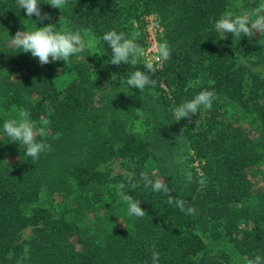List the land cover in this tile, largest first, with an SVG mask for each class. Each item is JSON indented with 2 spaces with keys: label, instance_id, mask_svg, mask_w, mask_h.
Instances as JSON below:
<instances>
[{
  "label": "trees",
  "instance_id": "16d2710c",
  "mask_svg": "<svg viewBox=\"0 0 264 264\" xmlns=\"http://www.w3.org/2000/svg\"><path fill=\"white\" fill-rule=\"evenodd\" d=\"M248 1L68 0L60 10L39 0L51 19L31 17L36 27L90 30L96 53L41 66L10 44L34 22L17 0H0V264H152L153 251L159 264L264 259V76L250 68L264 64V47L254 35L226 34L225 43L214 29L226 11L261 2ZM147 14L171 55L140 92L126 81L136 69L147 72L143 63H107L102 37L138 33L139 44ZM202 90L214 92L211 108L177 121L174 109ZM20 110L38 127L50 121L36 139L51 149L36 160L3 131ZM115 158L131 164L130 175H110ZM142 172L196 214L145 187ZM129 195L141 201L143 218L128 214Z\"/></svg>",
  "mask_w": 264,
  "mask_h": 264
},
{
  "label": "clouds",
  "instance_id": "9594fccd",
  "mask_svg": "<svg viewBox=\"0 0 264 264\" xmlns=\"http://www.w3.org/2000/svg\"><path fill=\"white\" fill-rule=\"evenodd\" d=\"M68 3V0H50L49 3L53 8L62 9ZM17 4L24 9L28 20L34 22V30H18L11 37V46L21 49L24 53H31V56L38 58L41 66L55 62L64 61L66 64L74 55L80 54L85 50L95 47L94 39L89 35L90 30H68L57 29L54 23L46 24L43 27H36L35 21L31 17L35 16L39 20L51 19L47 13L41 12L39 0H17ZM214 29L226 39V34L233 37L241 38L242 36L253 37L255 33L264 36V0L249 11H241L234 13L226 11L219 19L214 22ZM87 37V39H86ZM138 33H132L131 36L111 30L106 32L102 39L111 49V58L107 63L119 66L121 64H131L136 66L138 59L144 55V50L137 43ZM154 49L157 53L155 59L162 65L163 62L170 58L171 50L167 42L155 44ZM147 72L136 69L127 79V86H132L143 92L146 87L154 86L155 81L148 73L155 74L156 65L152 61H146L144 64ZM115 74H113L114 76ZM112 76V78H113ZM215 94L213 91L202 90L193 99L180 104L174 109V117L177 121L182 118H191L195 114H199L200 110L210 109ZM50 123L47 119L41 121L38 127L36 122L30 118L27 110H20L15 118L5 120L3 123L4 134L11 142H18L26 149L25 156L36 160L40 154L51 149V146L43 140L37 141V136L44 137L46 135V127ZM182 162V161H178ZM145 187L151 186L152 190L157 193H164L168 196V204L175 205L181 212L194 215L196 209L187 206V202L180 198H174L168 185L160 178L153 180L147 172L141 173ZM186 179L191 182L193 179L191 171H186ZM203 182V181H201ZM121 189L124 184H120ZM128 204V214L143 218L145 210L140 207L141 201L134 200L130 195L125 197ZM160 254L153 251L152 264H159ZM247 264H264V259L256 256L249 259Z\"/></svg>",
  "mask_w": 264,
  "mask_h": 264
},
{
  "label": "rangeland",
  "instance_id": "374dc122",
  "mask_svg": "<svg viewBox=\"0 0 264 264\" xmlns=\"http://www.w3.org/2000/svg\"><path fill=\"white\" fill-rule=\"evenodd\" d=\"M249 1L252 2V0H249ZM233 3L239 5V1H233L232 5H234ZM160 31L161 29L159 27V24H158V21L155 15L147 14L143 16L140 35H139L141 37L139 44L144 50V55L139 57L140 63L144 64L146 61H152L155 65L158 64V61L154 60V56L155 54L157 55V53L154 48H152L151 50L149 46L152 42L154 44H157V39L160 36ZM254 36L258 39L259 45L261 47H264V36H260L258 32L255 33ZM223 40H225V43H227L226 39H223ZM90 53H91V57L95 59L96 53L94 51V48L90 49ZM93 65L96 66V64H93ZM250 68L251 70L259 72L262 76H264V64L263 63L257 64V65H251ZM130 167H131V164L128 161L122 160L120 158H115L107 162V169L109 170L110 175H116L118 173H127L130 175L131 174ZM28 234H29V229L24 228L22 230L21 237L25 238L28 236ZM17 264H26V263L21 260H17Z\"/></svg>",
  "mask_w": 264,
  "mask_h": 264
},
{
  "label": "built area",
  "instance_id": "2783aa9c",
  "mask_svg": "<svg viewBox=\"0 0 264 264\" xmlns=\"http://www.w3.org/2000/svg\"><path fill=\"white\" fill-rule=\"evenodd\" d=\"M154 45H155V44L152 42V43L150 44L149 48L152 50V48H154V47H153ZM155 57H156V54H155V56H154V60L157 61V60L155 59Z\"/></svg>",
  "mask_w": 264,
  "mask_h": 264
}]
</instances>
